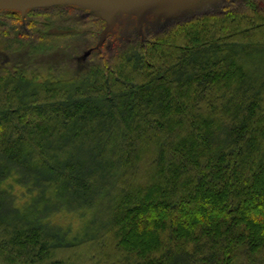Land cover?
<instances>
[{
  "label": "trees",
  "instance_id": "1",
  "mask_svg": "<svg viewBox=\"0 0 264 264\" xmlns=\"http://www.w3.org/2000/svg\"><path fill=\"white\" fill-rule=\"evenodd\" d=\"M49 8L0 9V53L89 41L0 67V264H264L260 0L125 41Z\"/></svg>",
  "mask_w": 264,
  "mask_h": 264
},
{
  "label": "rangeland",
  "instance_id": "2",
  "mask_svg": "<svg viewBox=\"0 0 264 264\" xmlns=\"http://www.w3.org/2000/svg\"><path fill=\"white\" fill-rule=\"evenodd\" d=\"M108 1L111 3L108 12L103 10V1L100 0H0V9L25 10L50 6L49 9H44L45 13L57 15L64 22L78 24L81 32H84L83 29L92 30L94 21L97 20V16H100L106 21L104 33L110 31L111 34L122 37L125 41L129 40L130 36L157 33L173 22L188 20L206 12H220L224 8L237 7L242 3V0ZM260 2L264 7V1L260 0ZM36 11L39 14L42 13L41 10ZM87 43L89 44V41L87 42L83 37L74 39L68 49L65 44L60 43L36 61L32 60L27 49L17 53H0V67L10 68L20 64L23 67H31L33 65L45 73L46 69L62 64L61 74L70 77L86 68ZM150 204L152 205L151 201L147 203L142 201V205ZM102 217L103 214H101Z\"/></svg>",
  "mask_w": 264,
  "mask_h": 264
},
{
  "label": "water",
  "instance_id": "3",
  "mask_svg": "<svg viewBox=\"0 0 264 264\" xmlns=\"http://www.w3.org/2000/svg\"><path fill=\"white\" fill-rule=\"evenodd\" d=\"M103 1V10L108 12L111 8V3L108 0H100ZM264 1V0H263ZM105 18V17H104ZM106 19V18H105Z\"/></svg>",
  "mask_w": 264,
  "mask_h": 264
}]
</instances>
